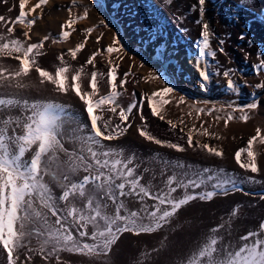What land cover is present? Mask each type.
<instances>
[{
	"label": "rangeland",
	"instance_id": "374dc122",
	"mask_svg": "<svg viewBox=\"0 0 264 264\" xmlns=\"http://www.w3.org/2000/svg\"><path fill=\"white\" fill-rule=\"evenodd\" d=\"M38 2L26 0L24 10L28 14L25 21L35 19L29 28L27 23L15 22L20 12L19 0H0V16L5 18L0 21V44L19 39L26 47L43 41V46L34 50L36 64L31 66L29 74L6 79L0 84V93L15 91L13 95L27 101L33 99L37 103L73 104L83 112L85 105L71 90V76L79 71L81 91L91 92V74L96 72L97 92L93 100L110 95L112 90L119 93L113 103L103 104L95 110L100 117L98 122L102 129L104 122H108L110 127L120 125L127 128L119 138L102 143L117 153L122 152L125 159L134 158L130 167L136 169V176H142V184L155 193L164 187L171 175L179 176L189 168H208L210 173L234 180L238 190L218 191L210 201H191L169 218L162 228L152 233L118 234L117 241L107 254H77L64 250L52 255L49 247L42 256L41 244L33 236L30 244L28 240L24 241L26 247L14 249V264H186L190 254L197 251L209 236L221 238L220 248L226 244L236 247L241 243V236L258 231L261 222H264V199H261L264 195V139H261L264 138V88H257L256 85L264 84V69L257 70L255 66L264 59V0H243V4L242 0H207L203 22L209 24L212 34L210 49L216 55H205L199 66L196 65V70L191 64L197 62V41L202 31V24L197 23L200 19L198 0H81L74 4H59L56 7L58 15L53 17L50 16L52 6L49 0L34 12L30 11ZM241 7L246 11L241 12ZM85 12L87 17L79 18ZM237 13H240L239 19ZM68 20L73 21L72 27L63 30L69 31L70 35L62 39L61 26L66 25ZM9 28L13 29L11 33ZM89 28L93 29L90 34L86 31ZM25 32L28 37L24 36ZM242 32L245 36L243 40L240 39ZM114 36L121 51L108 54L105 49L112 44ZM45 37L48 39L45 40ZM250 40L253 43L250 44ZM81 43L84 44L83 49L73 58L69 50ZM220 47L223 53L219 51ZM94 53L96 55L89 63ZM16 55H9L7 50L0 53V70L6 77L18 69ZM37 66L52 75L58 67L68 68V91L61 93L52 83L42 81L35 71ZM112 67L116 69L114 88L110 87L107 76ZM199 67L207 68L210 75L206 90L200 87ZM225 71H229L228 77L224 76ZM228 79L235 82V90L226 87ZM165 86L173 87L174 91L165 95L164 99L169 102L159 104V115L153 116L147 100H160L152 93ZM180 97L184 98L183 102ZM252 102L258 104L256 109L244 107ZM130 106L133 107L129 113L127 109ZM61 108L60 105L52 111L60 118L58 124L66 143L64 147L78 152L80 141L74 142L72 129L66 127L64 131L60 127L72 118L69 114L65 115ZM113 108L115 111H112ZM240 108L244 111L241 112ZM200 109L203 111L198 112ZM121 110L127 116V121L123 123L120 120ZM229 114L233 119L225 124ZM245 114L248 117L246 121L241 119ZM160 116L164 119L161 120ZM257 129L260 137L253 142L251 150L258 171L252 173L237 164L235 153L245 149L241 162H250L248 140L256 136ZM140 130L148 132L163 144L157 145L142 137ZM82 134L86 132L81 131L78 137ZM189 134L193 137L192 147L187 142ZM168 143H176L184 150L169 148L166 146ZM204 144L223 155L211 154L203 148ZM27 155L30 160L32 152ZM60 156L62 160H67L64 153ZM179 164L185 167L180 168ZM86 174L80 171L71 179L76 182ZM45 181L59 206L63 207L64 202L58 199L62 194L60 184L50 176H46ZM87 187L92 191L91 185ZM204 190L178 189L173 195L181 198L185 192L192 194ZM207 190H211L210 186ZM120 199L130 210H139L142 206L137 197ZM70 201L80 208L86 203L78 196L70 197ZM104 202L109 204L106 211L114 214L115 206L110 201ZM154 203L149 198L143 201L150 211ZM215 227L220 230L212 233L210 230ZM92 230L89 226V233ZM72 234L81 242L93 243L87 237L80 238L75 228ZM261 238H264V233ZM0 264H8L2 245Z\"/></svg>",
	"mask_w": 264,
	"mask_h": 264
},
{
	"label": "snow or ice",
	"instance_id": "6c2138e0",
	"mask_svg": "<svg viewBox=\"0 0 264 264\" xmlns=\"http://www.w3.org/2000/svg\"><path fill=\"white\" fill-rule=\"evenodd\" d=\"M48 3V0H39V2L30 11L34 12L42 5ZM207 0H198L199 17L197 23L202 24L200 38L197 41L198 56L197 64L203 60L205 55L215 57L216 52L210 49L209 24L203 22L205 15V7ZM26 0H19L20 12L15 22L27 23L28 27L35 23V19L25 21L28 13L25 12ZM243 4V0H242ZM246 11L241 7V12ZM87 12L82 17L86 18ZM240 13H237V19ZM4 17L0 16V21H4ZM103 23V21H101ZM72 20H68L66 25H62L61 38L66 39L70 35L69 31L63 30L65 27L71 28ZM12 28L8 29L11 33ZM86 31L90 34L93 29ZM28 37V33H24ZM30 38V37H29ZM45 40L48 37L44 38ZM99 37L97 42H99ZM240 39H245L243 32ZM85 42H87V37ZM221 45L223 41L220 42ZM253 43V41H249ZM119 41L114 36L112 44L105 51L108 54L120 52L121 48L117 45ZM43 46L40 43H31L26 47L19 39H11L9 42L0 44V53L8 51L9 55L16 53L15 59L18 61V69L6 77L4 72L0 70V84L6 79L19 78L27 76L31 71V66L36 64L33 56L34 50ZM84 44L76 45L75 49L69 52L73 58L77 52L83 49ZM219 51L223 53V48ZM38 54V53H37ZM95 53L89 58V63L95 57ZM264 55V53H262ZM257 70L264 69V59L255 66ZM42 81L52 83L61 93L68 91L66 73L68 68L58 67L55 74L52 75L48 71L36 67ZM115 67L109 69L108 83L114 88ZM200 79V87L206 90L210 75L207 68L198 69ZM224 76H229V71L224 72ZM160 79V77H156ZM80 73L77 71L71 76V90L85 105L89 125H83L80 137V147L76 150L69 151L62 143V133L59 131V117L54 115L52 110L59 107L56 104L44 102L37 103L35 101L29 103L27 100H21L11 94L0 93V112L14 108H23L22 119L16 120L9 114L7 117L0 115V245L7 254L8 264H14L13 251L18 247H26L25 240L35 236L41 244V255L44 251L51 248V254L55 255L60 251H70L77 254H93L104 253L110 250L118 239V234L131 232L135 235L142 233H152L162 228L169 222V218L173 217L184 205L196 199L202 201L212 200L219 192L227 193L229 191L238 190L235 181L224 175L210 173L208 168L202 170L188 169L181 175H171L165 181L164 187L158 192H153L149 187L141 183L142 176H136L133 164L134 158L123 157V153H117L114 149L106 147L102 142L119 138L127 128H121L120 125L110 127L108 122H104L103 129L98 122L100 117L95 114V110L106 103H113L114 98L119 95L115 90L110 95L103 96L100 99L93 100V95L97 92V73L91 74L90 88L91 92H82L80 84ZM123 83V82H121ZM22 87L23 85H17ZM226 87L235 90V82L231 79L227 80ZM257 88H264V84H257ZM173 87L165 86L159 91L153 92V97H160V100L148 98L147 103L153 116L159 115L158 105L167 104L169 101L164 99L166 94L172 93ZM183 97L180 101L183 102ZM130 106L127 111H132ZM247 109H256L258 104L249 103ZM235 110V109H234ZM241 112L244 108L239 109ZM115 111V108L112 109ZM203 111V109L198 110ZM143 119V117H142ZM163 120L164 117L160 116ZM233 119L231 114L228 120ZM242 120H247V115L241 116ZM121 122L127 121L125 111L120 112ZM8 125H14L9 128ZM130 127V125H128ZM175 127V125H172ZM139 134L149 141L162 145L163 142L154 139L148 132L140 130ZM205 135L207 132L205 131ZM260 137V131L257 129L256 136L248 140L247 155L250 162L244 164L241 162V155L245 149H240L235 153L237 164L244 169L250 170L252 173L258 171L257 164L254 160L252 149L253 142ZM264 139V138H261ZM188 146H193V137L191 134L187 138ZM198 143V142H197ZM176 151L184 149L176 143H168L166 145ZM203 148L211 154L222 156V152L207 144ZM32 152L29 159H25L26 153ZM60 153L67 156V160H62ZM178 167L184 168L183 164ZM66 169V171H65ZM84 171L87 173L79 181H72L71 176ZM223 170H221L222 172ZM50 176L60 184L62 194L59 201L64 202L63 207L57 203V198L51 191L45 177ZM88 185L92 186V191L88 190ZM175 185V186H173ZM210 186L211 190H207ZM206 190L199 193L193 192L185 194L181 198L174 197V193L178 189H200ZM80 197L86 200L82 208L71 203L70 197ZM123 197H137L141 202L139 210H130L126 207ZM145 198L155 201L151 205L152 210L148 206L143 205ZM264 199V195H261ZM110 201L115 206L114 214H109L106 210ZM124 214H121V213ZM50 213V216H49ZM235 214V212L233 213ZM51 217L55 219L52 220ZM93 229L89 233L88 228ZM75 228L80 238L87 237L93 243L81 242L74 238L72 229ZM219 227H215L210 231L218 232ZM264 222H261L258 231H252L239 239V246L224 245L218 247L221 238L217 236H209L203 245L190 254L186 264H264ZM255 237L254 240L252 238Z\"/></svg>",
	"mask_w": 264,
	"mask_h": 264
},
{
	"label": "bare ground",
	"instance_id": "6f19581e",
	"mask_svg": "<svg viewBox=\"0 0 264 264\" xmlns=\"http://www.w3.org/2000/svg\"><path fill=\"white\" fill-rule=\"evenodd\" d=\"M81 0H49V4L52 6L51 8V12H50V16H56L58 15L57 14V10H56V7L59 6V4H63L65 2L70 3V4H74V3H77ZM85 1V0H84ZM88 1V0H86ZM196 64L194 65L193 63L191 64L193 69L196 70V65L199 66L197 64V62H195ZM199 69H201V67H199ZM15 91H6V92H1V93H4V94H11L12 96L16 97V98H19L21 100H24L26 98H21V96H18V95H13ZM18 96V97H17ZM29 103H31L30 101H33V99H28ZM50 103V102H49ZM54 104V103H53ZM56 105L60 106L61 105V109H63L64 111V114H69L71 115L72 118H70V120L65 123H61L62 125H60L61 129L65 131L66 127H70L72 129V131L74 132V135L73 137L75 138L74 139V142L76 141H80V138L78 137V135L81 134V128L83 125H89V128H90V123L88 121V117H87V113L85 111V108L83 110V112L81 111L80 108H77L76 106H72L71 104H68V103H55ZM53 112V111H52ZM11 115V117L13 119H16V120H20L22 119V116H23V108H14V109H10V110H4L2 112H0V115H3L5 117H7L8 115ZM75 119H77V122L75 121ZM14 125H8L9 128L13 127ZM62 143L66 145L65 141L63 140V137H62ZM28 158V155L26 153L25 155V159ZM49 216H50V213H49ZM53 219H55L54 217H51ZM4 255V254H3ZM2 262V261H1Z\"/></svg>",
	"mask_w": 264,
	"mask_h": 264
}]
</instances>
